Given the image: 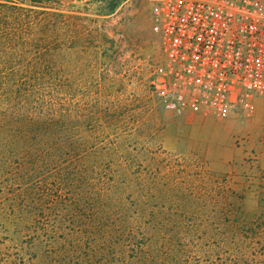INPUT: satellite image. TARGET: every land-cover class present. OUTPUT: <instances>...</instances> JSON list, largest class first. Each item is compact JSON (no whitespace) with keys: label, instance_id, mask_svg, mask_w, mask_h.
Masks as SVG:
<instances>
[{"label":"rangeland","instance_id":"1","mask_svg":"<svg viewBox=\"0 0 264 264\" xmlns=\"http://www.w3.org/2000/svg\"><path fill=\"white\" fill-rule=\"evenodd\" d=\"M0 2L102 33L66 50L50 122L0 47V264H264V91L226 118L164 109L150 0Z\"/></svg>","mask_w":264,"mask_h":264},{"label":"built area","instance_id":"2","mask_svg":"<svg viewBox=\"0 0 264 264\" xmlns=\"http://www.w3.org/2000/svg\"><path fill=\"white\" fill-rule=\"evenodd\" d=\"M162 61L150 92L172 112L229 117L264 91V0H150Z\"/></svg>","mask_w":264,"mask_h":264},{"label":"trees","instance_id":"3","mask_svg":"<svg viewBox=\"0 0 264 264\" xmlns=\"http://www.w3.org/2000/svg\"><path fill=\"white\" fill-rule=\"evenodd\" d=\"M0 15V47L4 51V63L11 62L16 54L23 56L18 84L22 89L32 88L37 92L38 109L49 117L48 122L54 121L49 114L50 93L55 87H62L67 79L66 50L75 47L81 53L88 45L97 46L91 43L93 36L102 33L96 26L87 29L80 23L83 16L54 10H34L12 2H0ZM71 16L76 22L70 25L68 18Z\"/></svg>","mask_w":264,"mask_h":264},{"label":"water","instance_id":"4","mask_svg":"<svg viewBox=\"0 0 264 264\" xmlns=\"http://www.w3.org/2000/svg\"><path fill=\"white\" fill-rule=\"evenodd\" d=\"M58 1H70V0H58Z\"/></svg>","mask_w":264,"mask_h":264}]
</instances>
